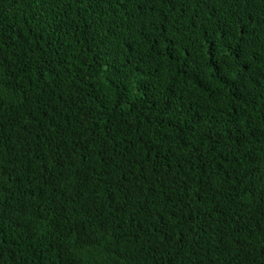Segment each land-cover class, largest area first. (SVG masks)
Segmentation results:
<instances>
[{
    "label": "trees",
    "instance_id": "trees-1",
    "mask_svg": "<svg viewBox=\"0 0 264 264\" xmlns=\"http://www.w3.org/2000/svg\"><path fill=\"white\" fill-rule=\"evenodd\" d=\"M0 264H264V0H0Z\"/></svg>",
    "mask_w": 264,
    "mask_h": 264
}]
</instances>
